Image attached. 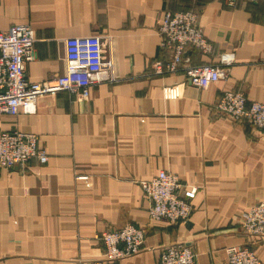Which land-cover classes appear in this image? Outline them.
I'll return each mask as SVG.
<instances>
[{"label": "crops", "instance_id": "obj_1", "mask_svg": "<svg viewBox=\"0 0 264 264\" xmlns=\"http://www.w3.org/2000/svg\"><path fill=\"white\" fill-rule=\"evenodd\" d=\"M167 10H194L212 52L188 47L176 72L156 74L171 58L158 25ZM34 30L26 76L66 72V41L99 35L114 80L87 99L42 94L36 112L0 113V132L35 133L45 163L0 167V264H88L101 258L97 235L127 223L145 230L124 264H158L161 249L184 243L196 264H224L226 248L248 245L264 262V238L246 233L242 212L264 201V133L216 107L226 91L264 103V0H0V31ZM227 64L206 88L187 82L186 65ZM180 95L169 98L168 88ZM161 170L197 187L189 219L155 220L141 181Z\"/></svg>", "mask_w": 264, "mask_h": 264}, {"label": "built area", "instance_id": "obj_2", "mask_svg": "<svg viewBox=\"0 0 264 264\" xmlns=\"http://www.w3.org/2000/svg\"><path fill=\"white\" fill-rule=\"evenodd\" d=\"M238 0H228L235 5ZM256 2L259 0H246ZM160 46L171 51V58L154 64L156 74L176 72L183 64V55L188 47L204 52L213 51L203 27L194 10H167L158 25ZM34 30L30 24H14L0 31V113L16 115L19 112H36L38 97L42 94L67 91L78 99L89 98L92 88L108 80H114L113 61L104 57L101 36H74L66 41V72L48 79L32 81L26 76V62L32 57L35 43ZM230 63L186 65L187 82L206 88L228 76ZM166 95L177 98L178 86L168 88ZM220 113L234 121H249L254 129L264 133V103L249 102L242 90L224 92L217 104ZM32 158L41 163L49 155L38 144L35 133L20 130L0 132V167L12 168L26 165ZM150 200L149 213L155 220L165 219L170 223L189 219L197 187L182 183L175 173L161 170L158 175L141 181ZM243 230L257 239L264 238V201L246 208L240 218ZM104 245L101 258L88 264H124V258L141 250L145 241V230L127 223L116 230H105L97 235ZM196 253L184 243L162 247L158 264H196ZM224 264H264L255 250L248 245H231L226 248Z\"/></svg>", "mask_w": 264, "mask_h": 264}]
</instances>
